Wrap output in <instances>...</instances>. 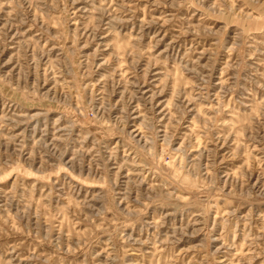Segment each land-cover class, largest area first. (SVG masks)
Returning a JSON list of instances; mask_svg holds the SVG:
<instances>
[{"label":"rangeland","instance_id":"obj_1","mask_svg":"<svg viewBox=\"0 0 264 264\" xmlns=\"http://www.w3.org/2000/svg\"><path fill=\"white\" fill-rule=\"evenodd\" d=\"M0 264H264V0H0Z\"/></svg>","mask_w":264,"mask_h":264}]
</instances>
